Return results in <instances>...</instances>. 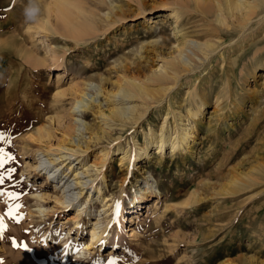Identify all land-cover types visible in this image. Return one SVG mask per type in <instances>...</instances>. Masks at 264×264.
Listing matches in <instances>:
<instances>
[{
  "label": "rangeland",
  "instance_id": "obj_1",
  "mask_svg": "<svg viewBox=\"0 0 264 264\" xmlns=\"http://www.w3.org/2000/svg\"><path fill=\"white\" fill-rule=\"evenodd\" d=\"M68 1L79 9L74 24L86 25L75 37L64 33L53 0H0V257L13 256L14 264H263L264 7L242 29L229 20L220 33L213 16L196 14L211 0ZM179 6L188 17L173 32L170 10ZM205 35L215 43L207 59L195 60L169 91L133 99L143 111L136 123L102 125L119 85L132 79L153 87L148 78L173 46ZM80 93L94 99L73 113ZM178 115L193 135L188 143L163 154L146 148L151 130L175 134ZM42 127L43 138L34 140ZM77 145L99 199L73 183L80 167L67 164L73 157L61 166L57 160L54 180L38 166V148L56 158ZM102 147L111 154L100 168ZM61 170L76 202L87 201L79 229L73 210L55 200ZM234 178L240 186L225 193ZM97 219L108 228L81 255Z\"/></svg>",
  "mask_w": 264,
  "mask_h": 264
},
{
  "label": "bare ground",
  "instance_id": "obj_2",
  "mask_svg": "<svg viewBox=\"0 0 264 264\" xmlns=\"http://www.w3.org/2000/svg\"><path fill=\"white\" fill-rule=\"evenodd\" d=\"M199 1L206 3L207 0H199ZM51 4L53 6L54 12L61 21L63 31L66 35L75 37L76 35H81V33L85 31L86 25L74 24L75 13L73 9L77 8L74 4H72L68 0H53ZM261 7H264V0H211L209 5H205V4L201 5L199 8L200 14L199 13L196 14L197 16L200 15L199 20L204 19L205 21L208 17L213 16L214 17L213 20L217 23L216 27L214 28L217 29L218 32L221 33L223 31L224 33V30L227 31L229 30L228 29L229 20L232 23H234L237 28L242 29L254 17L256 10ZM186 10H187L186 8L184 9L181 6L173 7L170 10L171 11L170 16L172 17L173 21L172 23L169 24V26L171 27L173 32L174 31L179 32L181 30L180 29L181 22L183 21V19H186L188 17ZM78 11L79 9L77 10V12ZM47 23L48 21L46 20V22L44 23V25H46L45 27H47ZM44 25L42 26V28L44 27ZM206 37L207 35L204 36L205 38L204 40L182 37L181 41H179L176 45L173 46V53L175 54L171 56L169 59L162 60L159 66L152 72L151 77L148 78V80L151 81V83L155 84L153 87L150 88L148 86H145V84H143L142 82H136L135 80L132 79H130L128 82H125V85L123 84V86L119 85L118 88L112 93V96L115 98L112 101L114 103V106L110 111V114L106 115L103 113L101 115L102 125H104L105 128H111V126L113 125L112 123L113 121L110 120V118L111 119L118 118L121 121H132L133 123H136L138 119H140V117L142 116L143 111L142 109L138 110L139 104L136 103L133 104V99L139 97H146L149 95V92L169 91L170 88L173 86V84L176 82V80L179 78V75L182 71L191 70L193 67H195L197 61L202 62L205 59H207L208 56L214 50L215 43L210 39H206ZM161 44H163L164 46L168 45L163 41H161ZM28 60H30V58ZM262 74L264 77V73ZM93 99L94 96L92 95H88L86 93H80V96H78L73 102V106H74L73 113L78 112L79 108H80L79 111L81 112V109L83 110V108H86L88 106V102L86 101L87 100L92 101ZM218 101L219 98L217 97L215 99V102L218 103ZM140 105L142 107L143 103L141 102ZM202 105L203 103L200 104V107ZM75 109L76 111H74ZM188 113L190 117L195 118L198 117L200 111L199 109L197 110L190 109L188 110ZM79 119L80 118H75V121ZM176 121L178 122L177 123L178 130L175 132L174 135H169V134L166 135L167 129L165 127L164 128L162 127L160 129V132L158 133H156L155 131L153 132L151 130L149 132L148 138L146 139V148H148L149 146H154V148L157 149V152L159 154H163L166 152V149H170L171 152H175L176 150L182 148L183 144H187L188 140L191 138V136H193L190 132V128L187 127L188 124L185 125L182 123V119L180 115L176 117ZM83 129H85V126L83 127ZM76 130L81 131V129L78 126H76ZM43 131H46L45 127L37 129L38 135L37 137L34 138V140H41L44 136L42 135ZM72 142H75V140L73 139ZM76 144H77V140H76ZM58 146H60V144H58ZM37 152H39L38 154L41 155V157H44V159H42L43 162L40 161L38 163V166L41 167V170L42 169H44L45 171L47 170V175L50 180H54L53 175L56 173V171L60 169V167H57L58 164L57 160H59V163H62L64 161H67L69 158L73 157V159L69 160L67 164L71 165L76 160L77 162L75 163V165L76 164L80 165V167H76V171L74 173V179L77 181L73 183L74 184L81 183V186L83 188H86V190L92 188L93 195L95 193L97 194L96 199L100 198L101 189L99 187L93 188L92 184L88 185L89 183L92 182V179H90L88 175V167L84 168L85 165L81 164V159H79L78 156H75L77 153L82 152V150L78 145L75 149L66 148V152L59 154L56 158L55 156L51 158L50 153L44 152L40 150V148L37 149ZM122 152L123 153L120 158L124 159L126 158L127 152L126 151H122ZM110 154H111V150L108 147H102L101 150L96 152V156L97 158H99L97 163L100 168L103 167L106 159L109 158ZM61 165H63V163L60 164V166ZM99 171L100 170H97V172ZM62 173L64 175V172L61 170L59 172L58 180L55 181V183L53 184V190H55L56 192L55 200L62 207L73 210V212L70 215V220L72 222H75L77 224V228L79 229L81 228L79 221L83 219L82 217L83 214L89 213L85 210L87 207V201L83 203V206H81L82 204L76 202V199L78 197V192L71 195L72 193V192L70 193V191H72L71 186L69 182H67V180L63 181V178L66 176V174L62 177ZM100 175L103 178L101 172ZM85 178L87 179L82 181L80 180ZM229 183L230 184L228 185V187L224 188L225 193H233V190L240 186V181L237 178L231 179ZM91 192L92 191H89V194ZM139 199H142V197H139ZM16 204L19 205L20 203H16ZM1 210L2 209L0 207V212ZM137 210L140 209L137 208ZM134 212L137 211H134L133 209L130 213H134ZM107 228L108 227L106 226L100 227V221L97 219L91 224V228L88 232L87 238H86V234L84 235L83 233H81V238L82 239L86 238V239L83 242L84 248L82 251H80L79 254L85 255V253L93 252L97 246L100 235L106 232ZM14 263H15V258L13 256L5 257V258L0 257V264H14ZM30 264H35V263L30 262ZM223 264H239V263L233 261H227Z\"/></svg>",
  "mask_w": 264,
  "mask_h": 264
}]
</instances>
